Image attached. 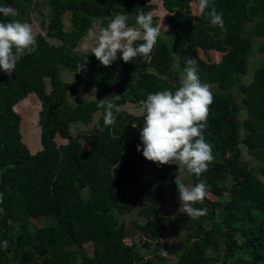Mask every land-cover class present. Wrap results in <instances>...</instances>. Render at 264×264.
Masks as SVG:
<instances>
[{
    "label": "trees",
    "instance_id": "obj_1",
    "mask_svg": "<svg viewBox=\"0 0 264 264\" xmlns=\"http://www.w3.org/2000/svg\"><path fill=\"white\" fill-rule=\"evenodd\" d=\"M145 1L45 0L48 14L44 34H35V51L23 55L11 75L0 70V192L4 193L0 242L8 241L6 249L0 243V264L163 262L155 255L144 259L126 244L125 217L142 204L135 212L142 223L130 220L129 224L148 241L164 238L169 221L158 204L178 197L173 183L178 168L158 167L142 156L139 131L144 114L131 115L121 106L137 104L141 109L149 94L174 92L188 57L195 59L201 82L215 88L203 133L214 159L202 176L188 172V180L183 178L193 186L206 181L207 196L193 207L206 208L207 213L195 219L179 213L185 235L175 264H264V0H213L223 14V28L212 26L206 15L191 13L190 5H198L197 0H159L166 18L150 57L137 56L125 63L118 53L117 60L105 67L94 55L76 51L95 22L100 29L121 13L132 26L138 13L155 10ZM0 6L19 13L15 17L0 13V22L29 23V14L37 12L33 0H0ZM67 14L65 30L62 17ZM157 22L153 16L154 25ZM254 50L262 55L261 64L243 83ZM209 52L220 54L218 61H208ZM85 57L86 71L76 72ZM177 57L179 68L175 67ZM62 72L71 75L72 81L63 80ZM83 90H93L95 99L68 105L65 96ZM30 94L39 104L34 114L39 147L34 153L21 140L20 117L14 110ZM114 95H120L116 101L120 111L115 113V123L105 126L99 101ZM239 110L250 117L242 123L243 137L236 118ZM96 112L99 118L85 150L72 138L69 126L90 124ZM56 136L65 144L56 145ZM138 144L141 152L136 150ZM240 146L256 161V174L241 160ZM139 174L152 183L139 179ZM223 190L228 200L220 211L208 209ZM45 218L53 223L34 228L32 221ZM84 245L90 247L89 256ZM70 256L77 261L70 262Z\"/></svg>",
    "mask_w": 264,
    "mask_h": 264
},
{
    "label": "clouds",
    "instance_id": "obj_2",
    "mask_svg": "<svg viewBox=\"0 0 264 264\" xmlns=\"http://www.w3.org/2000/svg\"><path fill=\"white\" fill-rule=\"evenodd\" d=\"M197 2L200 15H206L212 26L224 27L223 14L217 12L213 0ZM0 13L5 17L19 15L10 6H0ZM161 27V24L154 25L150 12L138 13L132 26L128 24L127 15L116 13L96 33V43L90 53L105 67L117 60L118 53L125 63L137 56L148 58L161 35ZM138 41L142 42L137 43ZM36 46L37 41L28 22L15 19L0 22V70L5 74L11 75L23 55L35 51ZM87 63L85 57L77 66L76 72L86 71ZM179 66L177 57L175 67ZM119 99L120 95H114L111 99L106 97L99 101V107L104 109L105 126L115 123V113L120 111L116 103ZM213 103L211 84L201 82L195 59L186 58L179 87L174 92L162 90L151 93L142 104L144 122L139 131L142 156L158 167L175 165L197 177L202 176L214 159L212 145L203 134ZM136 150L141 152L140 144L136 146ZM173 183L178 192L180 211L193 219L206 215V208L193 207L197 203H203L207 196L208 185L205 180L201 179L193 186L186 184L181 175H176ZM3 201L4 193L0 192V204ZM2 212L3 209L0 208V213ZM0 243L7 248V240Z\"/></svg>",
    "mask_w": 264,
    "mask_h": 264
},
{
    "label": "rangeland",
    "instance_id": "obj_3",
    "mask_svg": "<svg viewBox=\"0 0 264 264\" xmlns=\"http://www.w3.org/2000/svg\"><path fill=\"white\" fill-rule=\"evenodd\" d=\"M146 3L149 4H153L156 8L155 10L151 11L150 13H152L153 16L158 18V24H161L163 28L164 27V23H165V18H166V13L160 8L159 6V0H146ZM45 0H33V4L37 9L36 13H31L29 14V24L32 26L33 29V33L35 34H44V26H45V19L46 16L48 14V10L45 6ZM191 8V13L193 15H197L198 13V5L194 4V5H190ZM149 13V12H148ZM63 20V26L64 29H68L69 28V20H68V14L64 15L62 17ZM98 22H95L92 26L90 31L87 33V35L81 40L79 41V43L76 46V51L79 53H85V54H91V50L92 47L95 45L96 43V33L99 31L98 29ZM160 37H162V35H160ZM255 41H259V39L257 38H253ZM46 41L50 44L53 45H59V43L54 40V39H49L46 38ZM93 55V54H92ZM199 55H201V53H199ZM207 59L208 61L211 62H215L218 61L220 54H216V53H211L209 52L208 54L206 53ZM201 59L205 60V56L202 55L200 56ZM261 59H262V55H260V53H258L257 51H253L247 61V71L244 75V78L242 79L243 83H247L248 81H250L251 76H252V70L253 68H257L260 64H261ZM254 69V70H255ZM149 72L155 74V71L152 69H148ZM62 79L65 81H72V76L69 75L66 72H62ZM46 90L48 91V87L46 88ZM215 91L214 85H212V92ZM66 102L68 103V105L70 106H75L78 104H82L86 101H90V100H94L95 99V93L93 90H83L80 91L77 94H67L65 96ZM235 102L237 105L240 104V100H239V96L236 94L235 97ZM39 108V104L38 101L36 100L35 96L30 94V96H27V98L22 101L19 102L17 104V106L14 107V110L17 112V114L20 117V123H19V133L21 136V140L23 142V144L28 148V150L31 153H34V150H37V148L39 147V128L37 125V121L35 119V115L36 114V110ZM121 109L131 115L137 116L139 115L141 112L140 106L137 104H125L123 106H121ZM99 118V113L96 112L93 117H92V121L90 122V124L87 125H83L80 123H75V124H71L69 126V132L70 135L72 136V138L76 141H78L81 145L82 148L87 150V146L85 141L89 138L90 134L92 133L93 130V124L96 122V120ZM236 118L239 124V136L243 137L244 134L246 133V131H243L242 128V123L243 121H247L250 120V117L245 115L243 110H239L236 112ZM55 143L56 145H61V144H65V140L60 139L59 137H55ZM240 150H241V160L244 161L245 163L248 164L249 170L252 171L253 173H257L258 172V166L255 160H253L245 151L243 146H240ZM178 175H181L185 180H188V171L186 169H182L180 167H178ZM140 174L137 175L138 178H140ZM145 179H147V181L149 182L151 179L146 177ZM188 184V183H187ZM221 194H223L221 197H219V199H213V207H208V209L210 210H214L217 209L218 211H220L219 208H221L228 200L227 197V193L225 190L221 191ZM160 205V206H159ZM141 206H143L142 204H138L137 208H140ZM158 207L162 210V213L164 214V216L167 217L168 219V223L169 225H171V228L168 229L167 234L170 236L171 238L175 239V243L178 246V248H180L181 241L183 236H184V231L181 229V227L179 226V219H178V215L179 213H181L182 211L179 210L180 208V202L179 199L177 197H172V199L169 202H166L164 205H162L161 203L158 204ZM136 208V209H137ZM136 209L129 215H127L125 217L126 220V224H128V222L131 221H136V222H142L141 219H137L136 217ZM229 217H225L224 219L227 220L229 219ZM36 228V227H41V226H45V225H50L53 223L52 218H45V219H38V220H34L31 222ZM167 235V240H170V242H172V240L170 239V237H168ZM165 236V235H164ZM167 240L165 238V242L167 243ZM136 243H140L141 245H144L145 243L149 242V244L152 246V254H154V245L151 241H148L144 236H142L140 239H135ZM131 243H133V240L131 241ZM179 243V244H178ZM135 244V243H134ZM174 244V242H173ZM146 245V244H145ZM85 250L87 251V255H90V247L88 245H84ZM178 248L176 247H172L170 245H168L167 251L170 255V257L168 258V260H163V261H167L170 262L168 264H171L172 261L171 260H175L173 259L176 258V256L180 253L181 250H178ZM222 248H220L221 250ZM178 250V252H177ZM140 252H144L142 250H140ZM69 261L74 263L77 261L75 256H70L69 257ZM164 262H160V264H163ZM153 264H159L158 261L154 260ZM172 264H175L174 262ZM219 264V263H217Z\"/></svg>",
    "mask_w": 264,
    "mask_h": 264
},
{
    "label": "crops",
    "instance_id": "obj_4",
    "mask_svg": "<svg viewBox=\"0 0 264 264\" xmlns=\"http://www.w3.org/2000/svg\"><path fill=\"white\" fill-rule=\"evenodd\" d=\"M46 39V38H45ZM141 175V174H140ZM146 178V176H143V175H141L140 176V178L139 179H141L142 181H145V182H148L147 181V179H145ZM149 184H151L152 183V181L150 180L149 182H148ZM186 184L188 183V182H185ZM189 184V183H188ZM178 198V197H177ZM172 199V197H169L168 199H167V202H169L170 200ZM138 206V205H137ZM142 207V206H141ZM140 207V208H141ZM140 208H137L136 209V211L138 210V209H140ZM138 219V218H137ZM126 221V220H125ZM129 222H131V221H129ZM129 222H128V224H126V231H125V238H124V240H125V242H126V244L127 245H129L130 247H131V249H133L134 251H137V252H139L142 256H143V258L144 259H150L151 257H152V246L150 245V244H148V246H146L145 245V247L143 246V245H141L139 242L138 243H136L135 242V239H140L143 235L142 234H140V232L137 230V229H135L133 226H131V224H129ZM127 223V222H126ZM139 223H142V222H139ZM171 228V225H169L168 226V228H167V230H166V236L164 237V239L166 238V240H167V231H168V229H170ZM184 235H185V233H184ZM168 237H170V239L172 240V242H170V240H167V243H168V245H170V246H172V247H176V248H178V246L176 245V243H175V239L173 238H171V235L169 236L168 235ZM183 239H184V236H183V238H182V240H179V241H181V244L183 245ZM133 240V243H131V241ZM173 242H174V244H173ZM135 243V244H134ZM179 244V243H178ZM182 245H180V248H178V250H182ZM141 246H143L145 249H142L141 248ZM140 250H142V251H144V252H140ZM178 250H177V252H178ZM173 259H175L174 257H173ZM172 261V263L174 262L175 263V261L176 260H171ZM164 263L163 264H168V263H170V262H165V261H163ZM171 263V264H172Z\"/></svg>",
    "mask_w": 264,
    "mask_h": 264
},
{
    "label": "built area",
    "instance_id": "obj_5",
    "mask_svg": "<svg viewBox=\"0 0 264 264\" xmlns=\"http://www.w3.org/2000/svg\"><path fill=\"white\" fill-rule=\"evenodd\" d=\"M153 245H154V255L158 256L161 259H165L168 260V258L170 257L169 253L167 252V250L165 249V240L163 237L158 236L156 239H154L152 241Z\"/></svg>",
    "mask_w": 264,
    "mask_h": 264
}]
</instances>
